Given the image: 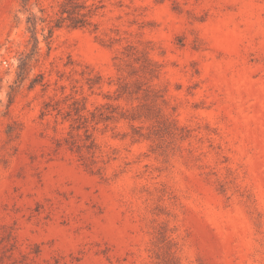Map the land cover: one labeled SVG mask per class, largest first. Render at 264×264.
<instances>
[{
    "label": "rangeland",
    "instance_id": "374dc122",
    "mask_svg": "<svg viewBox=\"0 0 264 264\" xmlns=\"http://www.w3.org/2000/svg\"><path fill=\"white\" fill-rule=\"evenodd\" d=\"M63 2L0 0V264H264V0Z\"/></svg>",
    "mask_w": 264,
    "mask_h": 264
},
{
    "label": "trees",
    "instance_id": "16d2710c",
    "mask_svg": "<svg viewBox=\"0 0 264 264\" xmlns=\"http://www.w3.org/2000/svg\"><path fill=\"white\" fill-rule=\"evenodd\" d=\"M97 9L98 7L94 4H87V0H64L62 8L58 13L59 17L55 20V27L61 28L66 22L71 28L89 27L93 25L91 20L96 14ZM84 118L85 116L79 114V119ZM72 144H76V142L73 141ZM77 147L81 148L80 145Z\"/></svg>",
    "mask_w": 264,
    "mask_h": 264
}]
</instances>
